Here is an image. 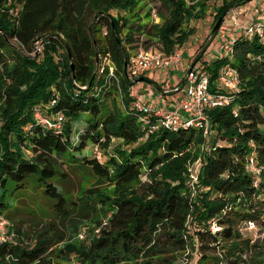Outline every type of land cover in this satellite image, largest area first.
Segmentation results:
<instances>
[{
    "label": "trees",
    "instance_id": "1",
    "mask_svg": "<svg viewBox=\"0 0 264 264\" xmlns=\"http://www.w3.org/2000/svg\"><path fill=\"white\" fill-rule=\"evenodd\" d=\"M250 1L0 0V217L9 222L0 264H178L189 247L197 264H264V238L243 232L264 228V35L234 37L231 56L204 66L213 92L224 67L240 80L229 106L207 111L208 136L194 127L149 133L132 87L151 79L126 73L132 51L184 47L196 32L190 23L205 19L211 2L220 3L214 29ZM36 46L41 53L33 54ZM36 111L61 112L62 132L38 123ZM90 144L105 162L84 155ZM198 160L191 184L188 169ZM66 165L113 187L83 195L96 213L84 238L71 243L61 230L17 227L11 213L27 190L41 191L66 218Z\"/></svg>",
    "mask_w": 264,
    "mask_h": 264
},
{
    "label": "rangeland",
    "instance_id": "2",
    "mask_svg": "<svg viewBox=\"0 0 264 264\" xmlns=\"http://www.w3.org/2000/svg\"><path fill=\"white\" fill-rule=\"evenodd\" d=\"M219 4L215 5L214 2H211L206 18L190 23L191 27L196 28V32L184 46L186 57L181 61L187 72L189 70L187 67L192 61L195 62L197 60L198 55H202L203 57L194 63L196 68L200 66L204 67L206 64H211L215 60L227 56L224 48L231 38L239 36L249 27L264 21V0H251L245 6L237 7L230 11L225 17L222 26H220L218 34L215 36L213 34V24ZM148 8L142 11V16L145 15ZM143 40L145 38H142ZM152 48H157V46L154 45ZM140 49L143 48L132 51L130 54L133 55ZM154 75L149 74L151 77L150 81H143L132 87V90L135 88L133 92L138 96V102L135 104L140 107L150 105L152 108L162 109L171 107L172 105L166 106L164 97L176 94L172 90L174 89L173 85L178 82L165 71L159 73V75ZM165 89H168L170 92L163 95ZM155 93L159 95L154 96ZM85 118H88V116L85 115ZM85 128L86 124L84 122L77 124L72 140L77 142L79 135L85 131ZM118 143L116 140L113 141V145H117ZM109 151H112V149L110 148ZM103 153L104 151L100 147L91 144L84 151V155H87L88 158H97L99 161L105 162L106 159ZM200 169L201 160L189 166L191 184H195L198 181ZM63 171L66 174V180L63 183L64 192L69 199L66 218H61L57 214L54 203L47 199L41 191L35 192L33 190H27L22 195L17 196V207L12 211L11 218L17 227L27 230L31 234L37 230H61L66 238H71L69 242L73 243L76 240L84 238L85 235L82 230L86 229V224H89L96 214L95 211L87 209V203L82 199L85 192L87 190L109 192L113 190V187L110 186L109 182L100 180L89 170H83L78 165H66ZM105 224L106 219L103 225ZM189 227L192 233L194 226L190 224ZM75 230L80 231L77 232ZM243 232L253 240L264 238V228L261 229L258 226H245ZM57 239L58 236L55 238V241ZM65 244L55 245L54 249ZM167 255L171 257L172 253L169 252ZM177 256L178 264H197L199 259V254L193 252L191 247L185 252L177 253Z\"/></svg>",
    "mask_w": 264,
    "mask_h": 264
},
{
    "label": "built area",
    "instance_id": "3",
    "mask_svg": "<svg viewBox=\"0 0 264 264\" xmlns=\"http://www.w3.org/2000/svg\"><path fill=\"white\" fill-rule=\"evenodd\" d=\"M155 22L159 19L153 12ZM248 38L253 39L254 35H264V21L257 25L249 27L245 31ZM234 37L224 48L227 56H231L233 52ZM264 44V42H263ZM42 52V47L36 46L33 54ZM184 47L178 48L174 53L167 54L159 48H150L148 50L140 49L131 55L126 64V73L129 79H139L147 77L153 72H163L165 70L176 68L180 65L184 56ZM106 66L109 68L110 75L113 76L114 67L109 60H105ZM108 64H110L108 66ZM240 80L236 71L227 66L224 67L217 81V90H211V81L208 72L203 66L189 68L183 94L175 101L173 106L162 108H152L150 105L140 107L134 104L133 107L141 112L140 121L149 126V133L163 128L168 131H176L182 127H194L203 132L204 136L209 135V121L207 111L214 108L227 107L232 102V94L237 91ZM179 90V89H177ZM55 102H53V105ZM35 119L38 123L48 129H53L57 133H61L64 125V115L57 112L54 116H43L40 111L35 112ZM148 137V135H147ZM250 168L256 171L254 161L251 159ZM9 222L3 216L0 217V242L7 240V230Z\"/></svg>",
    "mask_w": 264,
    "mask_h": 264
},
{
    "label": "crops",
    "instance_id": "4",
    "mask_svg": "<svg viewBox=\"0 0 264 264\" xmlns=\"http://www.w3.org/2000/svg\"><path fill=\"white\" fill-rule=\"evenodd\" d=\"M184 57H186V51L184 53L183 58ZM194 63L195 62L192 61L187 68H190V67L194 66ZM165 72H167V74H170L175 79V81L178 82L177 84L173 85L174 89L172 90L173 92H176V94L174 96L164 97L166 106H171V105L173 106V104L175 103V101H177L181 97V95L183 94V88H184V84H185V79H186V75H187L186 72L187 71H185V67H183L182 62H181L178 67L173 68V69H169V70H165ZM153 73L156 74V75H159V73H161V72H159V71L157 72L156 71V72H153ZM153 73H151V74L153 76H155ZM150 76L148 75L147 77L149 79H151ZM136 84H138V83H136ZM134 89L135 88H133V90H132V94H133L134 97H136L137 102H138V96L133 92ZM177 89H179V90H177ZM169 92L170 91H168V89H165L163 95L164 94H168ZM158 95H159L158 93H155L154 94V96H158Z\"/></svg>",
    "mask_w": 264,
    "mask_h": 264
},
{
    "label": "water",
    "instance_id": "5",
    "mask_svg": "<svg viewBox=\"0 0 264 264\" xmlns=\"http://www.w3.org/2000/svg\"><path fill=\"white\" fill-rule=\"evenodd\" d=\"M220 25H221V21H219V22L216 24L215 28L213 29V34H216V33H217V31H218ZM141 82H143V79H139V80L136 81V83H141Z\"/></svg>",
    "mask_w": 264,
    "mask_h": 264
}]
</instances>
